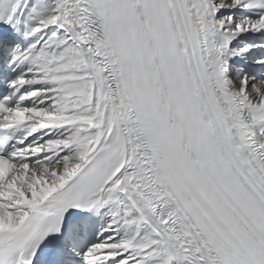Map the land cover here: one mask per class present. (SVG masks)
<instances>
[{"label": "snow or ice", "instance_id": "snow-or-ice-1", "mask_svg": "<svg viewBox=\"0 0 264 264\" xmlns=\"http://www.w3.org/2000/svg\"><path fill=\"white\" fill-rule=\"evenodd\" d=\"M0 264H264V0H0Z\"/></svg>", "mask_w": 264, "mask_h": 264}]
</instances>
